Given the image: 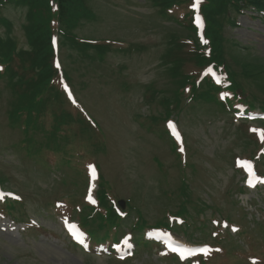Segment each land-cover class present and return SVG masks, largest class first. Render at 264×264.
Masks as SVG:
<instances>
[{"label": "rangeland", "instance_id": "1", "mask_svg": "<svg viewBox=\"0 0 264 264\" xmlns=\"http://www.w3.org/2000/svg\"><path fill=\"white\" fill-rule=\"evenodd\" d=\"M167 1L85 0L87 14L97 20L79 18V23L71 30L75 36L85 37L77 38L78 43L89 45L99 53V47L107 43L105 38H116L124 43L127 40L133 42V49L123 53L106 51L95 58L92 51L80 53L76 47H67L64 54L62 52L64 63L60 49L55 47L52 51V56L58 61L59 71L66 68L69 74V82L79 105L95 120L98 134L100 131L103 137H100L103 147L100 153L84 156L86 152L80 151L84 155L79 159V169L74 163L80 154L78 148L85 141L84 135L60 144L57 184L48 175L51 174V165L45 175L41 165L47 167L48 164L34 162L53 160L52 154L43 152L36 157L30 155L32 159H29L26 151L14 149L16 145L12 143L20 140L21 135L8 120L10 112L16 108L11 93L15 76L9 70L0 76V179L3 181L0 184L21 196L24 202V213L19 210L13 213V217L0 216V264L181 263L162 256L164 251L158 246L148 245V250L143 249L145 247L139 246L141 242L138 243L141 236L136 238V242L132 237H127L137 247L133 256H130L132 251H126L123 261L111 258L107 246L88 247L87 236L84 244H81L84 248L74 245L65 236V224L77 221L75 217L62 219L61 216L68 213L63 207L57 208L55 203L63 196L71 203L77 202L78 206L85 204V195L79 193L87 177L89 163H94L104 178V186L110 189L111 200L116 202L124 199L126 202L123 210L127 214L121 218L123 221L118 225V230L130 231L128 225L131 220L136 224L138 221L140 225L145 224L147 230L156 229L153 221L157 217H166L168 221V213L176 214L184 206L191 217L182 216L184 223L179 227L170 222L173 233L169 235L184 243L219 244L222 251L210 258L209 264H252V261H248L249 256L260 259L255 264H264V238L260 234L264 232V155L258 162L250 158L258 147H255L253 140L255 135L248 128L255 129L263 147L264 130L254 122L240 121L241 129L248 131L251 136L241 134V129H234L238 121H231L228 125L223 121L224 116L214 118L209 113L211 104L186 99L191 91L187 92L185 85L182 93L178 91L180 78L177 80L173 75L174 67L168 59L176 40L190 38L198 45L206 40L203 43H206L205 52H210V58L216 61L215 53L209 47L210 38L206 35L208 24L209 29L216 30L220 38L217 44L212 45L218 49L217 60L222 59L240 89L247 91L248 102L259 104L264 100V15L250 11L237 13L224 0H199L198 7H193L195 3L190 7L180 4L166 11L162 2ZM55 7L54 0L4 2L0 9V17L4 19V22L0 21V38L19 49H27L33 37L27 29L28 25H35L41 31L45 17L50 12L52 23L56 25ZM194 17L201 18L198 30H190L187 26L191 18L194 21ZM49 33L60 38L63 28L44 27L40 32V41L47 39ZM50 67L54 70L51 59ZM196 70L192 62H183L177 68L183 76ZM52 84L54 90L49 96L25 93L28 100L27 115L35 125L42 123L47 99L50 113L51 109L55 110L58 104L63 103L62 90L55 78ZM173 105L176 106L171 110L168 120H174L184 136L183 142L179 141L184 151L181 155L187 162L184 166L182 156L180 158L174 153L177 149L179 153L180 144L170 139L165 131L166 118L162 121L158 119ZM237 109L241 110L242 107ZM151 116L156 118L149 119ZM156 120H159L157 125ZM92 124L89 133L91 138L97 129L94 122ZM71 125V121L66 122L58 117L55 131L61 132ZM247 140L253 148L246 147ZM94 145L91 142V146ZM49 160L47 163H50ZM242 160H250L254 164L259 176L256 188L248 189L245 186V172L240 167ZM78 173L81 178H77ZM186 178L187 183L181 187L182 179ZM99 185V178L95 182L89 181L90 190L86 193L88 199H93V191ZM105 194L104 197L109 199V193ZM102 202L103 197L94 194L92 204L101 207ZM108 203L105 204L107 208L111 206L110 200ZM66 208L71 212L69 205ZM223 217L237 224L240 229L241 225L245 227L248 224L254 228L249 233L252 243L256 245L251 253L242 255L235 248L229 254L225 240L216 241L218 237L211 236V232L220 229L223 232L220 234L226 236V240L232 243L238 241L240 230L231 232ZM203 218L205 226L200 230ZM186 219L190 226H187L186 232H182L181 227ZM10 220L18 224L13 225ZM195 222L197 227L192 234L191 224L194 226ZM100 228L106 230L107 226L100 224ZM245 240H248L247 236ZM244 245L248 249L252 244L248 241ZM241 258L245 263L238 262ZM191 264H197V260Z\"/></svg>", "mask_w": 264, "mask_h": 264}, {"label": "trees", "instance_id": "2", "mask_svg": "<svg viewBox=\"0 0 264 264\" xmlns=\"http://www.w3.org/2000/svg\"><path fill=\"white\" fill-rule=\"evenodd\" d=\"M1 1V0H0ZM85 0H56L57 3V20L59 27L61 26L63 28V34L64 38H71V33L70 30L74 27L77 26V24L80 21V17L87 18V19H92L93 17H90L84 6ZM186 3L189 0H171L168 1L170 3ZM225 3L227 2L228 5L231 6L232 9H234L237 13H240L242 10L250 9L253 11H256L258 13H261L264 11V0H224ZM169 4V3H168ZM170 5V4H169ZM50 18H48V21ZM207 23V21H206ZM206 35L208 38H210V43L209 47L212 48V51L215 53L214 57L217 62L220 63L221 66L226 70L228 73V77L230 78L232 82V90L236 92V94L241 97L242 99H246V103L249 100V94L247 91L242 88L240 89L239 85L235 81V77L231 71L228 70L227 65L222 62V59L217 60V52L218 49L214 48L212 45L217 44L220 41V38L218 39V34L216 30H210L208 27V24H206ZM205 27V28H206ZM187 40L191 43L190 47ZM187 40L180 41L176 40V43L172 46V51L170 52L171 57L173 56V62L171 65L174 67L177 65H180V63L185 59L191 60L195 64H202V63H207L209 61H212V58H210V54L208 53H203L204 49L198 45V43L193 40L188 38ZM49 45L47 44V47ZM50 47V46H49ZM107 45H102L99 47L100 49L106 48ZM52 56V51L51 49L47 50L42 55V58L35 62H29L26 65L29 64V69H25L26 65L24 66L23 72L21 74V79L19 82L22 84V89L24 93H35L37 96H42L46 97L50 93L53 92L54 87L51 81L54 79V70L50 67V59ZM173 75H176V72H173ZM177 77H180V75L177 73ZM178 80V79H177ZM29 81V84L27 86V82ZM180 82V83H179ZM185 83V79L181 78L178 81L177 89L181 88L183 84ZM210 93L213 92V89H208ZM249 107L253 108L255 106H258L261 109H264V100H262L259 104H255V102H248ZM249 140L246 141L248 143ZM187 183V178L184 180L182 179L180 186L184 187V185ZM186 196V192L184 194ZM183 212L188 213L187 207H182L181 208Z\"/></svg>", "mask_w": 264, "mask_h": 264}, {"label": "snow or ice", "instance_id": "3", "mask_svg": "<svg viewBox=\"0 0 264 264\" xmlns=\"http://www.w3.org/2000/svg\"><path fill=\"white\" fill-rule=\"evenodd\" d=\"M198 3H199V0H197V3L194 4L193 7H196ZM197 20L199 21V17H197ZM173 130H174V128H173ZM250 183H251V181H250ZM202 251H204V250H202Z\"/></svg>", "mask_w": 264, "mask_h": 264}, {"label": "water", "instance_id": "4", "mask_svg": "<svg viewBox=\"0 0 264 264\" xmlns=\"http://www.w3.org/2000/svg\"><path fill=\"white\" fill-rule=\"evenodd\" d=\"M120 204H121V206H123V203L122 202H120Z\"/></svg>", "mask_w": 264, "mask_h": 264}]
</instances>
